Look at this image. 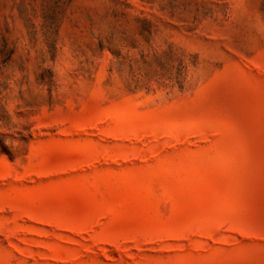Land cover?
Listing matches in <instances>:
<instances>
[{
  "label": "rangeland",
  "instance_id": "obj_1",
  "mask_svg": "<svg viewBox=\"0 0 264 264\" xmlns=\"http://www.w3.org/2000/svg\"><path fill=\"white\" fill-rule=\"evenodd\" d=\"M0 264H264V0H0Z\"/></svg>",
  "mask_w": 264,
  "mask_h": 264
},
{
  "label": "trees",
  "instance_id": "obj_2",
  "mask_svg": "<svg viewBox=\"0 0 264 264\" xmlns=\"http://www.w3.org/2000/svg\"><path fill=\"white\" fill-rule=\"evenodd\" d=\"M1 149L4 150V146H1Z\"/></svg>",
  "mask_w": 264,
  "mask_h": 264
}]
</instances>
